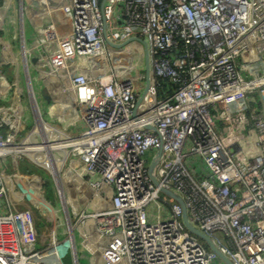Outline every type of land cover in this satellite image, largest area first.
Returning <instances> with one entry per match:
<instances>
[{
    "label": "built area",
    "instance_id": "2783aa9c",
    "mask_svg": "<svg viewBox=\"0 0 264 264\" xmlns=\"http://www.w3.org/2000/svg\"><path fill=\"white\" fill-rule=\"evenodd\" d=\"M43 6L44 37L11 49L15 92L0 105V264H53L39 259L65 245L60 260L71 251L80 264L73 229L85 220L100 237H111L105 246L113 264H225L187 228L183 206L162 188L182 199L188 221L231 264H264V0H43ZM132 37L146 44L148 76L144 49L135 60L137 48L107 43ZM67 41L72 54L99 65L76 72ZM53 43L56 56L46 59ZM33 54L47 74L62 72L57 87L70 94L80 129L67 132L43 116L30 74ZM114 59L128 68L113 67ZM34 69L40 70L36 63ZM4 81L0 68V86ZM42 142L56 147L38 150ZM51 150L58 156H48ZM20 156L48 161L53 173L51 158L61 166L71 157L79 161L83 171L72 168L98 203L74 225L67 214L65 223L54 219L52 230L66 226L67 233L53 234L42 250H35L41 239L35 215L7 203L2 172Z\"/></svg>",
    "mask_w": 264,
    "mask_h": 264
},
{
    "label": "rangeland",
    "instance_id": "374dc122",
    "mask_svg": "<svg viewBox=\"0 0 264 264\" xmlns=\"http://www.w3.org/2000/svg\"><path fill=\"white\" fill-rule=\"evenodd\" d=\"M133 45L137 46L141 51H143V44L138 40L130 41L129 43H126L125 45L121 46V48L129 49L130 47H133ZM138 51V49L133 50L134 54L132 55H134L135 60L139 57ZM122 57V62H124L126 60V57L125 55H122ZM112 66L127 67V64H123L120 62L116 63L114 59V63H112ZM5 71V74L10 78V70L7 69L4 70V72ZM9 78H6V80L2 82V85L0 86V103L7 104V102H9L11 99L12 85L9 82ZM18 84L19 87L22 88V85L24 87L21 76L18 80ZM23 104H26L24 94ZM23 131H25V129L21 131L20 137L23 135ZM40 144L41 143H39V145ZM38 146L37 149H39ZM57 151L58 150H51L50 152H48V156L52 157L54 156V154L55 156H58L59 153ZM38 156L39 158H44L45 155L44 153H31L32 158H37ZM19 158L20 159L17 164H14L13 166L11 164L7 169L3 170L2 172L7 193V203L9 204L10 208H24L30 211L33 215H35L36 224L35 227H33L35 228V232L37 233V235L43 238L42 241L41 239H39L35 250H42L45 247L50 246L53 234L56 239H63L65 234L67 233L66 226L61 227L60 225H55L52 230L51 227L54 219L56 220L57 224L61 222L65 223V215L67 214L70 219L69 221H71V224L74 225L79 214L84 211L90 212L92 210H95L97 207H90L91 204L89 203H91L92 201H90L91 198L89 196H86V199L82 200L81 203L78 205V202L74 198L76 193L74 189L70 188V186L68 185V183L71 182H69V180L67 181V178L70 179L72 174H75V169L71 168L69 170H66L67 163L65 166H61V164L55 161L57 157L55 159L51 158L50 161L55 167V172L51 174L49 166L47 164L48 161L47 163H36L30 158H26L23 156H20ZM71 167L73 166L71 165ZM62 180L64 182H62ZM70 180L72 181V179ZM87 192L88 191H85L86 195ZM35 196H38L40 199H37ZM42 200L46 201L47 204L50 206L48 207L46 204H42ZM70 200L72 203H68V201ZM93 202H95V206L98 205L96 200H94ZM70 204H72L73 206L71 207ZM81 227L82 223L78 224L75 229H73V235L76 240L80 238L79 233H82ZM68 238H71L70 233L68 235ZM83 243H81L80 241L78 245L79 248L77 247V257L80 264H113L112 253L110 252L109 247H106L101 243L97 245L95 239L92 236H89V234L86 235ZM66 247V245L65 247L61 248L57 247L55 250V252L57 251L56 256L52 254L50 256L43 257L39 260L43 259L45 261L52 262L53 264H60V261L62 264H74L73 253L71 251H68L66 255L62 257V260H60L61 255H63L60 249L63 250L65 253L67 251ZM121 264H125L124 259Z\"/></svg>",
    "mask_w": 264,
    "mask_h": 264
},
{
    "label": "crops",
    "instance_id": "0c3cea01",
    "mask_svg": "<svg viewBox=\"0 0 264 264\" xmlns=\"http://www.w3.org/2000/svg\"><path fill=\"white\" fill-rule=\"evenodd\" d=\"M59 2H64V0H59ZM7 7L8 9H3ZM43 0H0V68L3 72V75L6 78H9L4 72V70H10L11 77L10 84L12 85V94L11 99L7 104L12 101L13 94L15 92L14 88V70H15V62L12 59L11 49L14 48L15 51L21 49L22 43L24 42L26 45H29L32 41H39L42 40L44 37L43 29L45 24L46 15L43 11ZM129 43V42H128ZM69 52V61L72 64L73 68L76 72H81L82 70L95 67L97 64L99 65V59H96V63L92 61L90 58H86L84 56H76L72 54L70 49V41H67ZM133 47L137 48L140 52H142L137 46L133 45ZM45 57L46 59L52 58L56 56V43L50 45L48 49H45ZM127 57L131 58V52L128 53ZM38 59V60H37ZM42 59L36 57V55L30 56V74L32 75V81L34 85V89L37 93L36 100L37 105L39 106L43 116L45 119L53 123L55 126L64 129L67 132H72L74 130L80 129L83 124L79 120L76 108L73 106L71 102V96L68 93L61 92L59 90L58 83L59 77L62 76V72L56 75H49L47 74V68L42 64ZM123 61V60H122ZM36 66L40 69L39 71L34 69ZM120 70V69H119ZM123 70V69H122ZM8 82V81H7ZM8 82V83H9ZM21 89V100L23 104V94L25 95V90L22 85ZM17 92V91H16ZM15 99V106L18 108L19 101L18 95L14 97ZM26 99V96H25ZM5 103H0V105H4ZM25 108L28 110L27 102L23 104ZM26 116V114H24ZM52 147L45 146L39 148L38 150H50ZM33 152H29L28 155H31ZM5 166L7 165V160L4 159ZM47 163V161H43ZM37 163V162H36ZM14 164L11 161L8 167ZM71 165L74 167L76 166V170L83 171V166L80 164L79 161H76L74 158H70L67 160V169H71ZM7 167V168H8ZM6 168V169H7ZM50 173H53V170L49 168ZM83 174V173H82ZM72 179V181L70 180ZM68 179V185L70 188L74 189L75 191V200L78 202V205L81 203L82 200L86 199L87 195L85 191H89L83 181V178L79 176V173L72 174L71 178ZM73 182V183H72ZM83 187V188H80ZM81 189V190H79ZM62 196V195H61ZM85 197V198H84ZM68 203H72L71 200ZM91 204L90 207L95 208V202L89 203ZM93 204V205H92ZM75 205V204H74ZM72 207L73 205L70 204ZM77 208V207H76ZM89 208V207H88ZM85 224V225H84ZM87 224V225H86ZM84 225V226H83ZM82 233L80 238H78L77 243L79 245L80 241L83 243L85 236L89 234L92 236L97 245L101 243L102 245H112L110 242L112 241L110 238H103L99 236V233L95 231L93 227L92 220H85L82 221L81 227ZM70 237L72 240V234L70 230ZM43 238H41V241ZM86 242V241H85ZM84 244V243H83ZM118 244V243H117ZM119 245V244H118ZM79 248V246H78ZM87 248V246H86ZM62 254L64 253L63 250L60 249Z\"/></svg>",
    "mask_w": 264,
    "mask_h": 264
},
{
    "label": "water",
    "instance_id": "95a60500",
    "mask_svg": "<svg viewBox=\"0 0 264 264\" xmlns=\"http://www.w3.org/2000/svg\"><path fill=\"white\" fill-rule=\"evenodd\" d=\"M132 40H138L140 41L142 44H143V49H144V58H145V73H146V76H148V71H149V66H148V52H147V47H146V44L145 42L140 39V38H135V37H132V38H128L126 39L125 41H123L122 43L120 44H113L112 42L110 41H107L108 44L110 45H114L116 47H121L123 45H125L126 43L132 41ZM162 191L163 192H166L170 195H172L179 203H181V205L183 206V220H184V223L186 224L187 228L195 233L196 235H198L206 244L207 246L212 249L216 254L217 256L225 263V264H231V261L228 259V257H226L216 246L215 244L213 243V241L211 240V238L206 235L205 233H203L201 230H199L198 228H196L195 226H193L187 219V215H186V210H185V207L183 205V201L182 199L174 194V193H171L170 191H168L167 189L165 188H162Z\"/></svg>",
    "mask_w": 264,
    "mask_h": 264
},
{
    "label": "bare ground",
    "instance_id": "6f19581e",
    "mask_svg": "<svg viewBox=\"0 0 264 264\" xmlns=\"http://www.w3.org/2000/svg\"><path fill=\"white\" fill-rule=\"evenodd\" d=\"M45 146H50V147H52V148L56 147L55 143L48 144V143H44V142H42L38 147H39V148H42V147H45ZM30 148H32V146H31ZM13 150H15L16 152L22 151L21 148H19V149H18V148H15V149H13Z\"/></svg>",
    "mask_w": 264,
    "mask_h": 264
},
{
    "label": "trees",
    "instance_id": "16d2710c",
    "mask_svg": "<svg viewBox=\"0 0 264 264\" xmlns=\"http://www.w3.org/2000/svg\"><path fill=\"white\" fill-rule=\"evenodd\" d=\"M38 181H40V180H38Z\"/></svg>",
    "mask_w": 264,
    "mask_h": 264
}]
</instances>
